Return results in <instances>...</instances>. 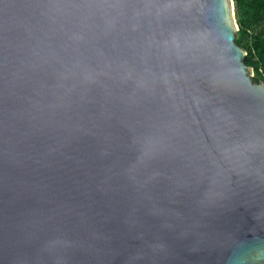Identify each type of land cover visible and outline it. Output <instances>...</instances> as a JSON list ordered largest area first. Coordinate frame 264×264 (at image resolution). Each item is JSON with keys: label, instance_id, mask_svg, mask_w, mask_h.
Returning <instances> with one entry per match:
<instances>
[{"label": "water", "instance_id": "water-1", "mask_svg": "<svg viewBox=\"0 0 264 264\" xmlns=\"http://www.w3.org/2000/svg\"><path fill=\"white\" fill-rule=\"evenodd\" d=\"M233 0H0V264H264V83Z\"/></svg>", "mask_w": 264, "mask_h": 264}, {"label": "trees", "instance_id": "trees-1", "mask_svg": "<svg viewBox=\"0 0 264 264\" xmlns=\"http://www.w3.org/2000/svg\"><path fill=\"white\" fill-rule=\"evenodd\" d=\"M239 28L236 43L247 51L255 83H264V0H233Z\"/></svg>", "mask_w": 264, "mask_h": 264}]
</instances>
